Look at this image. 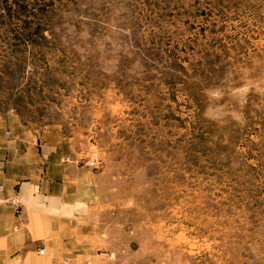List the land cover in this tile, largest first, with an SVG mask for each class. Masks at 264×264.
<instances>
[{"label":"rangeland","instance_id":"rangeland-1","mask_svg":"<svg viewBox=\"0 0 264 264\" xmlns=\"http://www.w3.org/2000/svg\"><path fill=\"white\" fill-rule=\"evenodd\" d=\"M9 117L77 139L103 264H264V0H0Z\"/></svg>","mask_w":264,"mask_h":264},{"label":"crops","instance_id":"crops-1","mask_svg":"<svg viewBox=\"0 0 264 264\" xmlns=\"http://www.w3.org/2000/svg\"><path fill=\"white\" fill-rule=\"evenodd\" d=\"M74 144L54 128L0 120V264H103L80 240L95 200Z\"/></svg>","mask_w":264,"mask_h":264},{"label":"built area","instance_id":"built-area-1","mask_svg":"<svg viewBox=\"0 0 264 264\" xmlns=\"http://www.w3.org/2000/svg\"><path fill=\"white\" fill-rule=\"evenodd\" d=\"M18 201H19V200H18L17 198H14V199H13V203H14V204L18 203Z\"/></svg>","mask_w":264,"mask_h":264}]
</instances>
